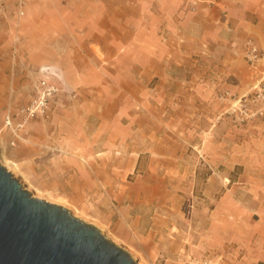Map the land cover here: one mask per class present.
Wrapping results in <instances>:
<instances>
[{"label": "crops", "instance_id": "0c3cea01", "mask_svg": "<svg viewBox=\"0 0 264 264\" xmlns=\"http://www.w3.org/2000/svg\"><path fill=\"white\" fill-rule=\"evenodd\" d=\"M26 9L23 26L37 68L31 94L44 78L59 88L48 118L11 117L16 127L35 121L28 161H16L39 191L81 211L94 203L108 211L114 195L129 213L126 224L117 223L137 235L141 196L134 189L149 186L148 170L175 169L183 180L186 170L196 178L199 168L227 166L231 149L237 159L245 156L244 143L230 149L220 136L215 157L211 141H218L213 126L226 109L220 96L229 80L242 96L259 82L246 54L251 42L264 57V0H28ZM14 17L0 26L20 28ZM195 140L209 163L190 167L184 156ZM251 171L264 165L246 163ZM245 176L228 186L220 175L222 195L193 229L194 258L264 264V195L255 190L259 181L251 185Z\"/></svg>", "mask_w": 264, "mask_h": 264}, {"label": "rangeland", "instance_id": "374dc122", "mask_svg": "<svg viewBox=\"0 0 264 264\" xmlns=\"http://www.w3.org/2000/svg\"><path fill=\"white\" fill-rule=\"evenodd\" d=\"M23 1L24 5L21 10L24 15H20L19 0H0V22L8 21L11 24L13 16H17V21L18 19L20 21V28L17 29L0 26V164L4 163L8 166L10 172L35 197L66 207L75 217L99 228L111 241L128 251L138 264H227L224 258H216L218 260L215 262H212V257L209 261H202L194 258L188 250L193 247L192 243L195 242L194 227L199 228L203 225L201 223L204 222L202 219L205 215L204 210L210 214L222 195L220 175L225 174L229 178L226 179L228 186L242 175H246L244 178L251 185L255 180H258L260 187L255 190L264 195V171L245 172L246 163L264 165V151L262 153L259 151L264 147V104L255 97L254 86L250 87L248 92L246 90L245 95L242 96L234 88L235 82L229 80V85H231L229 90L224 91L220 96V100L226 103V109L220 122L218 120L213 126L214 133L217 131L218 141L214 139L215 135L211 141L212 154L215 157L219 154L220 136L223 137L230 149L239 142L244 143L245 156L242 159H237L236 150L231 149L232 156L227 157L228 160L225 161L226 163L224 162L227 166L219 168L212 166L210 168L207 165V167L199 168L196 178L191 170H186L183 180H180V173L175 169L165 172L148 170L144 174L149 176V186L134 189L141 198L137 200L139 210L138 219L135 220L137 235H133L124 225L126 224L124 217L129 213L122 208L120 201L115 199L114 195H108V211L101 209L95 203L92 205L93 209L88 208L81 211L80 207L79 210H75L76 208L73 206L61 203L44 191H39L34 183H30L29 176L24 173L19 162L16 161L18 157L27 158L28 156V147L26 146L29 145L28 141L30 142L32 138L30 124L35 122L29 121L25 127L23 125L18 130L15 125L7 126L6 121L3 122L6 112H10L9 115L11 117L13 115L15 121L19 118L17 112L20 113V109L29 103L31 89L36 80L37 68L32 61L30 41L26 35L27 28L23 26V20L27 16L28 0ZM248 66L250 73L255 72V77L260 74L259 81L264 82L263 59L257 70ZM49 120L47 119L46 122ZM38 137H44L43 132H39ZM196 141H191L192 144L184 156V160L188 162L186 165L190 164V167L193 164L200 166L209 163L205 159L206 155L201 154L199 150L197 151L198 147L194 146ZM14 142L16 145H13ZM118 147L122 150V143L119 142ZM149 159L150 157H144L141 162L144 170L150 165ZM238 162L245 164L236 165ZM158 165L160 164L155 163L153 167H158ZM232 165L236 166L230 170ZM6 166L4 167L6 168ZM133 176L135 177V174ZM210 176H213L214 180H210ZM156 180H161L158 182L159 187H156ZM223 190L226 191L225 188ZM144 201L145 203H142ZM162 202H164L162 206L158 205ZM96 210L98 213L94 212ZM191 218L194 221H191ZM120 219L124 223L123 227L117 223V220ZM178 229L181 230L177 231ZM199 238L202 237L198 236Z\"/></svg>", "mask_w": 264, "mask_h": 264}, {"label": "water", "instance_id": "95a60500", "mask_svg": "<svg viewBox=\"0 0 264 264\" xmlns=\"http://www.w3.org/2000/svg\"><path fill=\"white\" fill-rule=\"evenodd\" d=\"M0 264H138L66 207L36 198L0 164Z\"/></svg>", "mask_w": 264, "mask_h": 264}, {"label": "built area", "instance_id": "2783aa9c", "mask_svg": "<svg viewBox=\"0 0 264 264\" xmlns=\"http://www.w3.org/2000/svg\"><path fill=\"white\" fill-rule=\"evenodd\" d=\"M19 14L24 15L22 6L24 5L23 0H19ZM246 59L249 65L257 70L260 66V63L263 59L262 50L250 42V47L246 54ZM59 92V88L54 85L49 79H42L38 86L36 87V94L33 99L20 109V114L23 116L25 121L37 118H48L49 117V107L54 98V96ZM253 92L255 97L264 104V82L260 80L254 87ZM241 101V100H240ZM6 125H12V119L9 115L6 119ZM23 125L16 127L20 129ZM13 145H16L14 142Z\"/></svg>", "mask_w": 264, "mask_h": 264}, {"label": "bare ground", "instance_id": "6f19581e", "mask_svg": "<svg viewBox=\"0 0 264 264\" xmlns=\"http://www.w3.org/2000/svg\"><path fill=\"white\" fill-rule=\"evenodd\" d=\"M2 163V162H1ZM2 165L6 166L4 163H2ZM8 171H11L10 168L8 166H6ZM37 198V197H36ZM51 203V202H50Z\"/></svg>", "mask_w": 264, "mask_h": 264}]
</instances>
